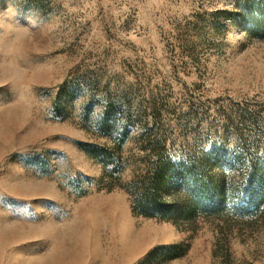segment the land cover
<instances>
[{"label":"rangeland","instance_id":"obj_1","mask_svg":"<svg viewBox=\"0 0 264 264\" xmlns=\"http://www.w3.org/2000/svg\"><path fill=\"white\" fill-rule=\"evenodd\" d=\"M260 24L264 0H0V264H264ZM167 154L221 206L179 214L205 193L154 178Z\"/></svg>","mask_w":264,"mask_h":264},{"label":"trees","instance_id":"obj_2","mask_svg":"<svg viewBox=\"0 0 264 264\" xmlns=\"http://www.w3.org/2000/svg\"><path fill=\"white\" fill-rule=\"evenodd\" d=\"M257 29L260 31H264V25H257ZM127 112V111H126ZM128 114V113H127ZM109 127V126H108ZM146 127V131L150 132L152 130V127H149L148 125L145 126ZM183 162L181 161H175L173 158L170 157V155L167 154V157L165 158V164H163L162 166H159L156 168L155 174H154V178L157 179L158 181L162 180L165 176H166V170L168 168H174L177 170V173L179 175H182L184 173H186L185 171L191 172L193 174V178H194V182L197 184V189H202L204 190L205 194H202L200 196V198L198 200L193 199L192 197H190V195L192 194V191L190 189H188L187 194L189 195V197L191 198L190 201L186 204V207L184 209H182L181 211H179V214H182L184 216H188L190 215L192 212H194L195 210H198L200 208H213L216 206H221L220 203L222 202V198H223V192L220 189H215L213 192L214 193H210L209 190L206 187V175L202 172L201 168H197L196 165L194 164H190L187 166L182 165ZM192 199L194 201H192ZM254 199V201H253ZM251 200L253 202H255V204H258L260 202V198L253 197V194L251 196ZM144 213L146 215H149L152 211H150L149 209H143ZM166 216V215H165Z\"/></svg>","mask_w":264,"mask_h":264}]
</instances>
